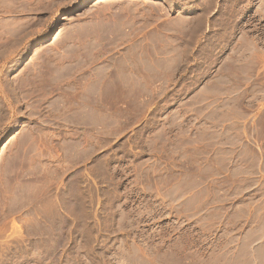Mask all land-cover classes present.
I'll use <instances>...</instances> for the list:
<instances>
[{
	"label": "rangeland",
	"instance_id": "374dc122",
	"mask_svg": "<svg viewBox=\"0 0 264 264\" xmlns=\"http://www.w3.org/2000/svg\"><path fill=\"white\" fill-rule=\"evenodd\" d=\"M92 2L0 0V264H264V0Z\"/></svg>",
	"mask_w": 264,
	"mask_h": 264
},
{
	"label": "crops",
	"instance_id": "0c3cea01",
	"mask_svg": "<svg viewBox=\"0 0 264 264\" xmlns=\"http://www.w3.org/2000/svg\"><path fill=\"white\" fill-rule=\"evenodd\" d=\"M180 46H183L182 44L180 45ZM172 57H170V58H166V60H172V61H177V62H183V60L185 59L183 56H181V55H178V56H175V55H171ZM223 90H225V89H220L219 91H217L216 93L218 94V93H221L220 95H222V94H229L230 92H228V91H223ZM259 99H261V100H263L264 99V97H262V98H260L259 96H255V97H251V98H249V99H247V101H254V100H256V101H258ZM253 122V121H252ZM247 239L249 240L248 242H246L247 244H253L254 243V241H255V239H256V235H249V237H247Z\"/></svg>",
	"mask_w": 264,
	"mask_h": 264
},
{
	"label": "bare ground",
	"instance_id": "6f19581e",
	"mask_svg": "<svg viewBox=\"0 0 264 264\" xmlns=\"http://www.w3.org/2000/svg\"><path fill=\"white\" fill-rule=\"evenodd\" d=\"M110 1H113V0H95V2H92L91 6H89V8H87L86 10L83 11V13L86 11H89L91 8H93L95 6H98L99 4L110 2Z\"/></svg>",
	"mask_w": 264,
	"mask_h": 264
}]
</instances>
